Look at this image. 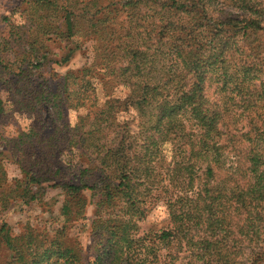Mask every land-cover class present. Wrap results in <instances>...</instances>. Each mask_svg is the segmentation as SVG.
Wrapping results in <instances>:
<instances>
[{
    "label": "trees",
    "instance_id": "obj_1",
    "mask_svg": "<svg viewBox=\"0 0 264 264\" xmlns=\"http://www.w3.org/2000/svg\"><path fill=\"white\" fill-rule=\"evenodd\" d=\"M1 25L0 157L20 177L5 187L0 166V209L41 202L49 186L65 195L64 224L45 243L0 227L8 264H84L65 228L84 218V192L97 237L87 264L264 259V0H19ZM44 42L64 43L60 65L91 47L55 90L42 76ZM97 67L127 88L123 99L97 106ZM78 108L70 126L67 109ZM18 113L34 118L5 136ZM61 154L86 162L66 181ZM158 199L169 225L137 237Z\"/></svg>",
    "mask_w": 264,
    "mask_h": 264
},
{
    "label": "rangeland",
    "instance_id": "obj_2",
    "mask_svg": "<svg viewBox=\"0 0 264 264\" xmlns=\"http://www.w3.org/2000/svg\"><path fill=\"white\" fill-rule=\"evenodd\" d=\"M17 5H19V0H0V18L5 15H10V11L15 9ZM17 16L18 14H16L13 19H16ZM3 29L4 26L1 25L0 30ZM3 32H5V30H3ZM4 34L5 33H3V35ZM256 42L260 43V55L264 58V32L258 34ZM90 49L91 47L89 42H85L84 46L75 52L74 56L67 64L60 65L55 61H58L63 55L65 51L64 43L44 42V51L47 53V59L49 62L43 68L42 76L49 80L48 85L52 90L56 89V84H58L60 78H62L66 72L75 71L82 67L85 58L90 55ZM97 68L98 69L95 70L96 75L94 81L96 85L94 97L97 106H101L107 99L110 98L123 99L128 92L127 88L116 84L115 81H111V76L101 75L102 71L99 67ZM104 83L105 86L103 85ZM1 96L4 97L2 92ZM83 114H85L84 108L67 109L65 121L72 126L76 122L78 116ZM136 115L135 111H130L126 114H120V118H133ZM13 117L14 114L12 115L11 120L7 119L1 129L5 136L11 135L15 127L24 129L34 118L33 115L26 113L16 114V121L13 120ZM65 156L70 157L64 154H61L60 157L65 161H62L61 165L63 167V173H67L64 178L62 177L66 181L68 179H72L80 167H85L84 164L86 162L85 159L81 161L77 156H73L72 158H69V163H67V160L64 158ZM0 166L5 170V187H8L13 183L14 179L20 177L18 167L13 164L11 159L6 157L5 154L4 158L0 157ZM157 168L159 169V167ZM152 193L154 195L157 192L156 190H153ZM83 195L87 200L84 218L65 224V228L67 243L72 246L76 245L82 262L87 264L89 261H92L96 255L97 237L93 236L90 223L94 213V207L92 204L94 200L90 197L88 192H84ZM64 196V193L59 188L49 186L46 188L45 195L42 197L41 202H32L29 204H22L18 201L11 202L7 209H0V227L2 225L5 226L9 234L14 237L22 235L28 230H33L37 232L35 234H39L38 238L45 243L52 237L55 230L59 229L64 224V219L60 214V207ZM168 221V214L164 201L162 199L154 200L148 205L145 217L138 222L137 237L145 235L152 236L161 229L166 228L169 225ZM10 259L9 251L6 250L4 245L0 242V264H8ZM159 264H161V262ZM258 264H264V259Z\"/></svg>",
    "mask_w": 264,
    "mask_h": 264
}]
</instances>
